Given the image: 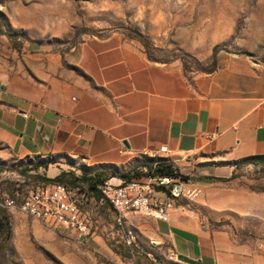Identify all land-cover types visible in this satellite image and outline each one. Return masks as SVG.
I'll use <instances>...</instances> for the list:
<instances>
[{
    "label": "crops",
    "instance_id": "obj_1",
    "mask_svg": "<svg viewBox=\"0 0 264 264\" xmlns=\"http://www.w3.org/2000/svg\"><path fill=\"white\" fill-rule=\"evenodd\" d=\"M9 51L0 44V183L19 169L47 178L133 171L157 153L201 190L230 195L212 218L230 226L180 204L168 220L140 214L125 224L148 233L167 264H264V186L248 175L264 163V66L230 58L188 72L121 34L66 56Z\"/></svg>",
    "mask_w": 264,
    "mask_h": 264
},
{
    "label": "rangeland",
    "instance_id": "obj_2",
    "mask_svg": "<svg viewBox=\"0 0 264 264\" xmlns=\"http://www.w3.org/2000/svg\"><path fill=\"white\" fill-rule=\"evenodd\" d=\"M113 34L138 41L154 59L181 62L188 72H210L230 58L262 67L264 0H0V44L10 50L7 56L11 52L20 57L66 56L89 38ZM154 160L143 158L140 163ZM248 175L262 189L264 163L255 165ZM41 176L45 171L15 170L8 183H0V199L10 197L19 203L38 185L62 182ZM77 184L76 198L91 219L92 239L82 242L64 226L54 228L18 208L0 206L11 225L9 234H0V264L163 261L148 233L130 223L119 226L111 204L97 200L85 185ZM221 199L231 203L230 195L223 198L215 186H208L176 203L212 225L230 226L228 218L212 219ZM137 215L126 214V219ZM126 228L138 235L132 246L125 242Z\"/></svg>",
    "mask_w": 264,
    "mask_h": 264
},
{
    "label": "built area",
    "instance_id": "obj_3",
    "mask_svg": "<svg viewBox=\"0 0 264 264\" xmlns=\"http://www.w3.org/2000/svg\"><path fill=\"white\" fill-rule=\"evenodd\" d=\"M152 157L158 158V154L155 153ZM160 160L164 159H156L155 162ZM153 169L154 167L143 165L140 169L143 175L139 178H120L119 182L108 178L99 185L102 199L109 202L115 210L116 223L119 226L125 225L128 213L168 220L170 209L178 205L176 200L190 198L200 192L192 175L183 174L177 168L171 175L153 174ZM78 189L79 187L68 186L62 182L38 185L21 202L6 197L0 199V206L18 208L54 228L64 226L73 231L78 240L88 242V237L92 234V223L76 198ZM159 189L167 190L169 196H157ZM124 235L128 246L136 243L138 235L134 229L126 228ZM155 264L167 263L160 260Z\"/></svg>",
    "mask_w": 264,
    "mask_h": 264
},
{
    "label": "trees",
    "instance_id": "obj_4",
    "mask_svg": "<svg viewBox=\"0 0 264 264\" xmlns=\"http://www.w3.org/2000/svg\"><path fill=\"white\" fill-rule=\"evenodd\" d=\"M144 165H147L149 168L154 167L153 174H166L171 175L174 174V170L176 169L172 163L166 161V160H160L158 162L151 161V162H145ZM143 173L136 167L133 169V171H127V172H118V171H97L93 174H82L80 176L69 172L67 173L68 180H65V174H60L56 176L55 178H47L45 179L50 182L55 181H62L64 183L70 182L74 186L78 185L77 183H81L82 185H85L87 187V190L92 193V195L97 199L101 200L103 198L102 191L99 188V185L103 183L106 179L111 178L113 176L121 177L125 180H131L134 177H140ZM73 186V187H74ZM11 231V225L8 220V217L0 211V234L1 233H7L9 234Z\"/></svg>",
    "mask_w": 264,
    "mask_h": 264
}]
</instances>
